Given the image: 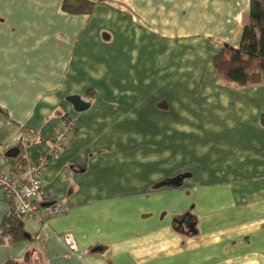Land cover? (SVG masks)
I'll use <instances>...</instances> for the list:
<instances>
[{
	"label": "crops",
	"instance_id": "1",
	"mask_svg": "<svg viewBox=\"0 0 264 264\" xmlns=\"http://www.w3.org/2000/svg\"><path fill=\"white\" fill-rule=\"evenodd\" d=\"M62 3L0 0V170L24 137L35 160L75 122L40 178L67 211L21 219L16 242L0 231V264H264V83L228 85L213 64L250 0Z\"/></svg>",
	"mask_w": 264,
	"mask_h": 264
},
{
	"label": "trees",
	"instance_id": "2",
	"mask_svg": "<svg viewBox=\"0 0 264 264\" xmlns=\"http://www.w3.org/2000/svg\"><path fill=\"white\" fill-rule=\"evenodd\" d=\"M100 1L63 0L62 9L72 14H89ZM213 64L219 77L228 85L243 87L264 83V0H250L248 22L243 28L238 47L223 44L214 56ZM260 122L264 126V113L260 116ZM29 135L30 139L25 143L27 146L32 142V134ZM17 148L20 151L22 144ZM0 231L10 242L27 236L21 220L10 213L0 222Z\"/></svg>",
	"mask_w": 264,
	"mask_h": 264
},
{
	"label": "built area",
	"instance_id": "3",
	"mask_svg": "<svg viewBox=\"0 0 264 264\" xmlns=\"http://www.w3.org/2000/svg\"><path fill=\"white\" fill-rule=\"evenodd\" d=\"M75 129L74 119L63 117L50 141L39 151V155L32 160L25 143L30 136L22 140L23 156L15 171L0 170V190L4 198L10 203L9 213L18 219L33 218L39 225L47 219L62 216L67 208L58 202H46L40 178L47 165L59 154L63 143ZM63 244L71 252L77 251L74 235L71 232L61 234Z\"/></svg>",
	"mask_w": 264,
	"mask_h": 264
},
{
	"label": "water",
	"instance_id": "4",
	"mask_svg": "<svg viewBox=\"0 0 264 264\" xmlns=\"http://www.w3.org/2000/svg\"><path fill=\"white\" fill-rule=\"evenodd\" d=\"M68 100L73 104L74 109L76 111L83 110V109H85L87 107V103L82 101L78 96H70V97H68ZM18 152H19L18 148H12V149L8 150L7 155L13 157V156H16L18 154ZM180 179H181L180 176L179 177H175L174 179L169 181V184L176 186V185L179 184ZM182 222L183 221H176V224L177 225H181ZM191 227H192V225L190 224L188 226V228L191 229Z\"/></svg>",
	"mask_w": 264,
	"mask_h": 264
}]
</instances>
